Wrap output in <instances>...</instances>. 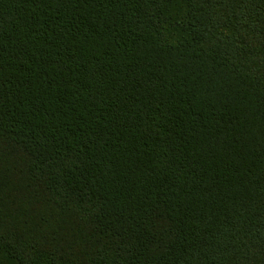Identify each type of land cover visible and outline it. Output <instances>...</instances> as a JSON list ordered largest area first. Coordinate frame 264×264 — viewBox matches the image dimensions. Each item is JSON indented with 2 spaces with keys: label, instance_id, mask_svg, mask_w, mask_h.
Segmentation results:
<instances>
[{
  "label": "trees",
  "instance_id": "trees-1",
  "mask_svg": "<svg viewBox=\"0 0 264 264\" xmlns=\"http://www.w3.org/2000/svg\"><path fill=\"white\" fill-rule=\"evenodd\" d=\"M0 264H264V0H0Z\"/></svg>",
  "mask_w": 264,
  "mask_h": 264
}]
</instances>
